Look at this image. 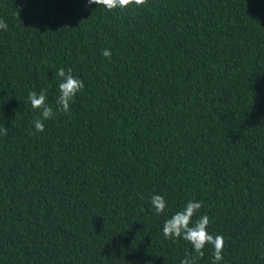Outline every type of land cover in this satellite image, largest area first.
<instances>
[{
    "label": "trees",
    "instance_id": "1",
    "mask_svg": "<svg viewBox=\"0 0 264 264\" xmlns=\"http://www.w3.org/2000/svg\"><path fill=\"white\" fill-rule=\"evenodd\" d=\"M0 19V264H180L196 253L163 225L190 200L219 264H264V0H0ZM60 68L85 85L70 113Z\"/></svg>",
    "mask_w": 264,
    "mask_h": 264
},
{
    "label": "clouds",
    "instance_id": "2",
    "mask_svg": "<svg viewBox=\"0 0 264 264\" xmlns=\"http://www.w3.org/2000/svg\"><path fill=\"white\" fill-rule=\"evenodd\" d=\"M89 4L103 5L109 11L116 8H127L130 5H143L146 0H88ZM7 23L0 19V30H7ZM104 57L111 58V50L103 49L101 53ZM57 77L58 96L56 104L59 111L70 113L71 103L74 101L77 94L85 87L84 82L77 78L71 68L65 70L60 68L54 73ZM27 102L31 104L34 110L39 112V115L32 121L35 132H43L45 130L44 121L55 116L53 108L47 103L46 91L41 90L39 93L31 91L28 94ZM0 134L6 135L7 128H0ZM34 134V133H33ZM153 209L157 214L163 213L166 208V201L163 196L154 194L150 201ZM202 207L199 201H188L185 206L175 212L170 218L166 219L163 225V235L168 239L183 238L189 242L196 256L186 255L181 260L180 264H196L197 257H203V249L206 246H211L213 249L212 264H219L224 259L223 247L224 239L220 234H211L208 231L209 217L207 215L193 219L198 210Z\"/></svg>",
    "mask_w": 264,
    "mask_h": 264
}]
</instances>
